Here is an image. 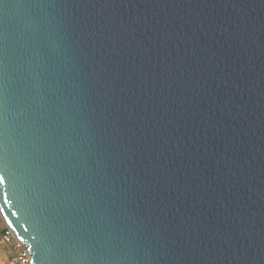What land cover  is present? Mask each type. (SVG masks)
Wrapping results in <instances>:
<instances>
[{
    "label": "water",
    "instance_id": "obj_1",
    "mask_svg": "<svg viewBox=\"0 0 264 264\" xmlns=\"http://www.w3.org/2000/svg\"><path fill=\"white\" fill-rule=\"evenodd\" d=\"M0 214L29 264H264V0H0Z\"/></svg>",
    "mask_w": 264,
    "mask_h": 264
},
{
    "label": "built area",
    "instance_id": "obj_2",
    "mask_svg": "<svg viewBox=\"0 0 264 264\" xmlns=\"http://www.w3.org/2000/svg\"><path fill=\"white\" fill-rule=\"evenodd\" d=\"M12 239L14 240V243L12 242ZM1 241L13 246L10 264H29L31 257L29 249L16 240L9 228L1 235Z\"/></svg>",
    "mask_w": 264,
    "mask_h": 264
},
{
    "label": "rangeland",
    "instance_id": "obj_3",
    "mask_svg": "<svg viewBox=\"0 0 264 264\" xmlns=\"http://www.w3.org/2000/svg\"><path fill=\"white\" fill-rule=\"evenodd\" d=\"M8 229L3 217L0 214V264H10L13 253V246L1 241V235ZM14 243V240L12 239Z\"/></svg>",
    "mask_w": 264,
    "mask_h": 264
}]
</instances>
